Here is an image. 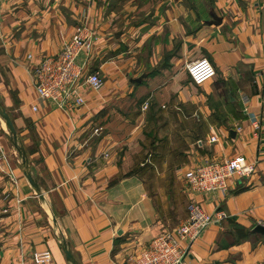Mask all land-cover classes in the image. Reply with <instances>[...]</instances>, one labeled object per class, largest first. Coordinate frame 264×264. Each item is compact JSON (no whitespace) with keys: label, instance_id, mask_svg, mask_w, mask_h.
I'll list each match as a JSON object with an SVG mask.
<instances>
[{"label":"crops","instance_id":"1","mask_svg":"<svg viewBox=\"0 0 264 264\" xmlns=\"http://www.w3.org/2000/svg\"><path fill=\"white\" fill-rule=\"evenodd\" d=\"M14 2L21 3V16L28 14L30 22L21 39L7 47L0 100L47 202L25 177L0 117V150L5 154L0 164V264H34L32 254L47 248L52 264H69L59 236L70 242L79 264H134L155 236L171 230L160 207L164 203L168 211V202L158 199L169 188L158 185L155 191L146 179L154 173L161 180L179 178L186 188L190 169L239 154L255 163V171L233 177L228 192L186 191L190 204L199 203L211 214L222 210L228 217L191 244L183 264H264V235L253 230L264 224V0H152V20L128 31L122 41L140 53L153 44L149 65L166 63L159 74L145 78L146 73L136 72L147 60H112L117 65L112 72H117L103 79L101 90L86 87L85 104L72 110L38 99L28 54L37 59L57 54L79 24L102 33L100 16L92 11L82 15V1L75 8L78 0H70L72 18L81 21L75 25L58 10L43 17L35 0ZM186 3L191 7L186 9ZM9 4H1L0 10ZM102 40L98 37L89 60L90 70L101 73L112 65L103 60ZM204 51L217 75L196 85L187 64ZM140 76L139 84L131 81ZM158 115H170L169 124L152 128ZM182 117L188 119L186 125L177 124ZM153 129L164 131L165 139L154 141ZM213 135L217 142L210 141ZM234 225L246 236L240 237Z\"/></svg>","mask_w":264,"mask_h":264},{"label":"built area","instance_id":"2","mask_svg":"<svg viewBox=\"0 0 264 264\" xmlns=\"http://www.w3.org/2000/svg\"><path fill=\"white\" fill-rule=\"evenodd\" d=\"M7 1V0H0ZM98 35L86 23L75 28L71 40L57 54L45 55L39 59L28 54L34 88L40 101L53 102L58 108L72 110L86 102V87L94 91L101 90L104 80L99 71L90 70L89 60L93 54ZM187 72L196 85H202L215 78L217 70L207 57H200L187 64ZM244 103L249 102L247 96ZM35 111L38 106H33ZM260 129L259 122L254 123ZM99 129H95L98 133ZM217 142L216 136L210 137ZM5 154L0 150V164ZM255 171V163L239 154L225 159H214L190 169L185 176L186 185L192 193H226L233 177H248ZM12 182L16 176L11 169L7 171ZM228 217L227 213L217 210L208 213L199 203L190 204L189 216L176 228L155 236L135 258L134 264H183L188 256L191 244L211 225ZM2 227L0 225V233ZM34 264H52L50 249L35 251L32 254Z\"/></svg>","mask_w":264,"mask_h":264},{"label":"rangeland","instance_id":"3","mask_svg":"<svg viewBox=\"0 0 264 264\" xmlns=\"http://www.w3.org/2000/svg\"><path fill=\"white\" fill-rule=\"evenodd\" d=\"M14 1L15 0L0 1V5L10 3V6H8L6 11L0 10V72L3 70V62L7 57L6 55L8 49L11 46L15 45L16 40L21 39L30 22L25 17L28 14L25 13V16H21V3L16 4ZM81 1L82 4L85 5V9L83 8L84 11L82 12V15H89L90 11H92L94 12V14L98 13V15L100 16L99 22L103 28V31L102 33L97 34L98 37H101V39H103L101 47L104 61L106 60L111 63L112 60H119L117 62L127 64L129 61L133 63L135 62V60H137V63L142 64L147 60L146 66H144L142 69L139 68V70H137L136 72L146 73L147 76L145 78L149 77L150 75L154 76L159 74L160 69L164 67L166 63H164V59L160 62V64H157L155 66L151 64L149 65L148 55L151 54L153 44L151 46H147L142 54L136 50H131L129 48L128 42L122 41V38L127 34L128 31H133L134 28L142 26L146 22V20L149 22L148 18L152 20V16L154 14V12H150L151 5H154V3H152V0H78V4L74 3L72 6L78 8ZM35 4L39 9H43V12L45 14V16L43 17H50V15H46V11L52 9L53 13H55V11L57 10L62 12L64 14V17H66V19H69L68 22L70 24L76 23L75 25H78L81 22L80 20H74L72 18V13L74 12L71 11L72 7L69 5L70 0H35ZM191 5V3H186L187 7L185 8L187 9L191 7ZM28 11L29 15H31V10ZM3 16H7V20H3ZM43 21L44 23L53 22V20L51 21V19H44ZM38 22L40 21H37L34 24L38 25ZM34 32H36V30ZM118 33L121 36L119 38H116L115 35H117ZM177 44L179 46V43ZM199 57L208 58L205 51L203 52V55L200 54ZM115 68H117V65H115V62H112V65L104 68L103 73L100 72L105 81L108 80L114 72H117V69L112 72V70ZM163 116L158 115L159 121L156 124H152V128L154 125L160 128L161 126H164V123L169 124V122H167V119L169 120L170 115H167V119ZM160 118L162 119V122H160ZM171 118H173V116H171ZM185 120L186 122L188 121V119L182 117V122L178 121L177 124L186 125L187 123L185 122ZM163 134L164 131H162L161 129L157 131V134L154 129L153 131L151 130V136L156 142H158V140L161 141V139H165L166 135L163 138ZM138 158L142 161L143 154L139 155ZM156 174L158 175L157 171ZM146 182H149L151 185H153L151 187H154L155 191L158 190V185H165V187L167 186L170 189L166 191L167 196L158 197V199L161 200L162 198L163 200L168 202L166 203L168 204V211L166 212L163 209L164 203L161 202L162 204L160 207L163 210L162 215L165 221L169 219L166 229H172L173 227L180 225L184 221L181 220L182 217L180 216L184 215L183 219H186L190 213V202H188V199L186 198V191H189V189L187 187V189L185 188V182L183 183V179L163 178L161 180L157 178L154 173V178H148L146 179Z\"/></svg>","mask_w":264,"mask_h":264},{"label":"water","instance_id":"4","mask_svg":"<svg viewBox=\"0 0 264 264\" xmlns=\"http://www.w3.org/2000/svg\"><path fill=\"white\" fill-rule=\"evenodd\" d=\"M144 76H140L138 78H134L131 81L135 84H139ZM0 117H2L6 125L10 131L11 135V142L13 143L14 147L16 148L17 152L19 153V156L21 158V168L22 171L25 175V177L28 179L29 183L35 190V193L39 198L41 199L42 202H47L46 201V196L45 193L43 192L41 185L37 178L35 177L30 162L28 158L27 151L22 143L21 138L19 137L18 131L15 127V124L13 122V119L8 112L7 108L3 104L2 100H0ZM233 133V131L231 132ZM52 213H53V221L55 224H57V211L54 207H51ZM254 232L260 233L264 235V224H257L253 228ZM59 236V235H58ZM60 245L62 247V250L65 254V258L69 264H79L77 257L75 256L70 242L64 237V236H59L58 237Z\"/></svg>","mask_w":264,"mask_h":264},{"label":"trees","instance_id":"5","mask_svg":"<svg viewBox=\"0 0 264 264\" xmlns=\"http://www.w3.org/2000/svg\"><path fill=\"white\" fill-rule=\"evenodd\" d=\"M208 59H209V58H208ZM209 60H210V59H209ZM210 61H211V60H210ZM234 229H235V231L238 233V235H239L240 237H245V236H246V233L244 232V230H243L241 227L234 225Z\"/></svg>","mask_w":264,"mask_h":264},{"label":"bare ground","instance_id":"6","mask_svg":"<svg viewBox=\"0 0 264 264\" xmlns=\"http://www.w3.org/2000/svg\"><path fill=\"white\" fill-rule=\"evenodd\" d=\"M1 120H2V122H3V125H4L5 130L10 134V131H9L7 125H6L5 120H4L2 117H1Z\"/></svg>","mask_w":264,"mask_h":264}]
</instances>
